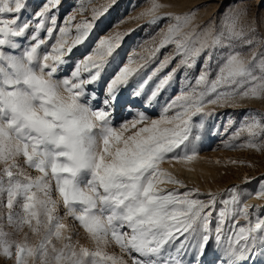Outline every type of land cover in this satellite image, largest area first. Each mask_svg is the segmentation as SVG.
I'll use <instances>...</instances> for the list:
<instances>
[{
  "label": "snow or ice",
  "instance_id": "1",
  "mask_svg": "<svg viewBox=\"0 0 264 264\" xmlns=\"http://www.w3.org/2000/svg\"><path fill=\"white\" fill-rule=\"evenodd\" d=\"M177 7L0 0V264H264V173L201 192L160 167L264 152V112H217L264 99V0Z\"/></svg>",
  "mask_w": 264,
  "mask_h": 264
},
{
  "label": "rangeland",
  "instance_id": "2",
  "mask_svg": "<svg viewBox=\"0 0 264 264\" xmlns=\"http://www.w3.org/2000/svg\"><path fill=\"white\" fill-rule=\"evenodd\" d=\"M79 2V0H77ZM103 0H93V3H102ZM164 2H169V0H164ZM174 3H178L180 7L170 9L171 11L176 12H185L193 7H198L197 13V23H203L209 19H212L216 16L217 13L222 12L226 9L227 6L231 5L234 0H172ZM258 2V0H256ZM203 6V7H200ZM135 15V12L131 13ZM87 16L88 13H85ZM129 15L128 12H125V16ZM79 18V17H78ZM142 23L141 21H130L122 27H136L137 24ZM255 110L256 112H264V99L250 98L245 99L238 103L235 106L218 108L217 112L219 113H239L245 112L247 110ZM227 122V117L223 120H218V123L221 125ZM236 127H239V122H236L233 127L230 129L229 133L225 134L223 128H221L222 138H227L230 135L231 131ZM246 135V134H244ZM235 161V162H234ZM243 161V163H241ZM170 162L168 159H165L161 162L160 167L166 171L164 168V163ZM178 162L181 164H186L185 166L192 168L197 172L199 179L186 181L185 184L188 187L199 188L201 192L206 191H222L227 189L233 184H239L242 182L243 177L258 176L260 173H264V152H257L251 149H229L220 145V141L217 140L214 142L210 148L205 147L203 150L198 152L196 158L191 161H171ZM31 175H39V173L34 169H26ZM168 172V171H167ZM172 174V173H171ZM174 175V174H173ZM180 178V177H179ZM181 179V178H180ZM54 186V181H53ZM169 188L173 187L168 185ZM53 197L58 201H61L58 193L53 192ZM254 198V201L251 204H261L264 205V201L257 199L255 196H252L249 199ZM248 199V200H249ZM247 200V203H248ZM61 213L63 212L62 202L59 205ZM0 211H3L0 209ZM65 223H75L70 218H64ZM78 227V226H77ZM5 230H8L7 228ZM27 231V229H25ZM14 239H23L22 234H18L13 237ZM31 238V237H30ZM34 239V238H32ZM73 241H79V245L88 248L90 251L96 250V244L91 239L87 238L84 230L79 229V235L72 237ZM102 252H105L109 255H119L118 247H103ZM29 264L31 261L29 260Z\"/></svg>",
  "mask_w": 264,
  "mask_h": 264
},
{
  "label": "bare ground",
  "instance_id": "3",
  "mask_svg": "<svg viewBox=\"0 0 264 264\" xmlns=\"http://www.w3.org/2000/svg\"><path fill=\"white\" fill-rule=\"evenodd\" d=\"M186 164H181L178 162H165L164 168L169 173H172L181 179H185L186 181H194L198 180L199 176L196 171H194L192 168H189L185 166ZM168 187V185H167ZM254 201V198L249 199L248 203L251 204Z\"/></svg>",
  "mask_w": 264,
  "mask_h": 264
}]
</instances>
